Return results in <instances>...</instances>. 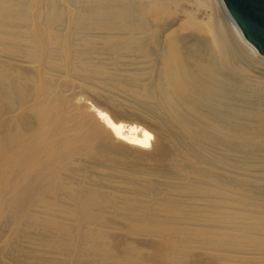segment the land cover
<instances>
[{
	"label": "bare ground",
	"instance_id": "1",
	"mask_svg": "<svg viewBox=\"0 0 264 264\" xmlns=\"http://www.w3.org/2000/svg\"><path fill=\"white\" fill-rule=\"evenodd\" d=\"M0 264H264V56L222 0H0Z\"/></svg>",
	"mask_w": 264,
	"mask_h": 264
},
{
	"label": "water",
	"instance_id": "2",
	"mask_svg": "<svg viewBox=\"0 0 264 264\" xmlns=\"http://www.w3.org/2000/svg\"><path fill=\"white\" fill-rule=\"evenodd\" d=\"M245 38L264 56V0H222Z\"/></svg>",
	"mask_w": 264,
	"mask_h": 264
}]
</instances>
